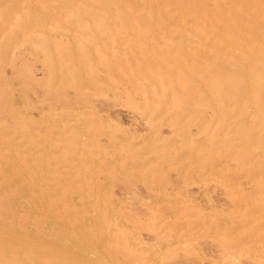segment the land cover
Listing matches in <instances>:
<instances>
[{"label":"rangeland","instance_id":"rangeland-1","mask_svg":"<svg viewBox=\"0 0 264 264\" xmlns=\"http://www.w3.org/2000/svg\"><path fill=\"white\" fill-rule=\"evenodd\" d=\"M242 1L202 0L203 5L192 0L169 1L156 9L140 4L127 10L152 12L156 19H162L169 9L184 11L182 24L213 26L219 14L211 9L220 6L225 9L222 14L229 17L223 26H237L240 12L264 11L262 0L254 5ZM212 2L216 4L210 5ZM202 16L208 19L202 21ZM135 28L136 40H129L127 53L131 63L125 68L129 76L151 70L142 62L146 51L170 48L195 56V39L190 35L167 46L169 41L154 42L143 37L142 26ZM228 29L224 28V33ZM151 31L152 35L158 33ZM241 38L264 44V27ZM5 43L0 38V64L7 60L5 51L10 46ZM14 60L19 62L21 56L15 55ZM203 64L211 66L207 60ZM27 65L30 72L34 64ZM77 69L71 65L70 72L61 74L70 79L74 71L64 85L58 81L59 75L53 83V76L33 81L26 75L17 80L7 75V82L0 80V264H264L262 160L255 151L236 153L231 148L233 142L252 140L249 129L245 132L238 123L227 145L220 147L210 136L228 120L202 121L206 128L195 135L178 125L186 121L173 110L149 101L142 104L146 126L130 125L89 103H75L79 93L81 98L93 94L89 91L108 93L118 88L129 93L127 80L113 69L104 75L91 69L97 75L80 72L81 77L75 78ZM216 69L223 72L227 63ZM154 73L161 76V71ZM86 76L96 83L87 82ZM69 84L79 90L76 96L62 93ZM60 86L64 90L57 91L63 89ZM190 92L201 97L195 85ZM157 95L167 100L164 91ZM53 99L55 109L37 110L42 101ZM166 125L172 133L164 131ZM11 147L23 156L24 164L18 157L3 158ZM28 157L32 163L27 162ZM245 160L251 165H243ZM215 182L219 184L218 197L212 193L197 197L189 188ZM33 187L41 194L33 193ZM34 203L35 211L31 209ZM30 225L33 228L28 231Z\"/></svg>","mask_w":264,"mask_h":264},{"label":"bare ground","instance_id":"bare-ground-1","mask_svg":"<svg viewBox=\"0 0 264 264\" xmlns=\"http://www.w3.org/2000/svg\"><path fill=\"white\" fill-rule=\"evenodd\" d=\"M169 1L181 3L185 0H0V26H2L0 38L10 46L5 51L7 60L0 64V80L6 79L7 82V75L14 76L16 80L23 75L31 80L40 76L50 79L53 76L51 78L53 83L54 77L59 75L58 81H62L64 85L71 80L74 71L70 79L61 74L70 72L71 65L78 67L75 78H78L76 77L78 75L81 77L80 72L91 71L92 74L97 75V72L93 73L94 69L101 70L102 73L113 69L118 77L127 80V86L131 88V92L127 93L125 89L113 88L108 93L89 91L93 94H89L87 98H81L77 87L70 86V82L69 87L65 85L67 88L62 93L76 96L77 92L79 98L75 97V103H89V106H96L103 113L112 114L138 127H144L148 123L145 118L146 109L142 106L145 101L158 105L162 109L173 110L177 116L186 121L185 123L179 121L178 125L182 128L187 127L190 133L195 135L200 134L206 128L202 121L212 120L224 123L228 120L223 129L210 136L211 140L220 147L227 145L228 137L235 131V125L239 123L245 132L248 131L247 128L249 129L248 133L252 140L233 142L231 148L236 153L255 151L258 158L262 160L259 171H263L264 44H259L254 40L243 41L241 36L250 32L256 33L260 27H264V11L256 14L251 10L240 12L239 25L223 26L222 23L227 22L229 17L222 14L225 9L217 6L211 9L213 14H219L215 21L217 25L190 26L181 23L184 11L169 9L165 11L162 19H156L152 12L134 13L127 10L129 6L140 4H148L149 7L156 9L158 5L162 6ZM245 1H242L245 5L258 4V0ZM262 1L264 3V0ZM192 2L197 5L204 3L202 0H192ZM214 4L216 2L210 5ZM207 19L202 16V21ZM136 26L143 27L144 38L154 40V42L167 40L169 41L167 46H171V41L188 39L187 35H190L195 39L193 43V46L196 45L193 50L195 56L181 55L170 48L165 52L162 50L146 51L141 55L142 59H145L142 62L144 65H149L151 70L129 76L125 68L131 63V55L127 53L131 47L129 40H136L137 33L134 30ZM226 27L229 28L227 34L223 31ZM115 28L117 30L114 31ZM151 29L157 30L158 33L152 35ZM10 50L12 52L9 55ZM15 55L21 56L19 62L14 60ZM203 60H207L211 66L204 65ZM113 62H116L114 64H117V67H113ZM31 63L34 64V68L29 72L27 64ZM223 63H227V69L219 72L216 67ZM23 65L26 66L23 68ZM20 69L23 73L19 71ZM154 71H161V78ZM85 78L87 82L94 81L90 76ZM65 79L68 80L67 83ZM59 83H56L57 88H59ZM193 85L200 89L201 97H196L191 93L193 91L190 92ZM86 89L83 91H87ZM59 90H64V88L57 91ZM177 90L179 92H176ZM160 91H164L167 100L157 95ZM238 91L241 92V96L237 95ZM42 103L37 110L42 107L48 109L56 107L54 99L42 101ZM15 120L19 125L18 119ZM188 122L192 123L189 125ZM164 131L172 133L169 125H166ZM6 151L3 154L6 161L11 159L8 157L12 156L13 159L18 157L20 164H24L23 156L17 149L11 147ZM31 157H28L31 160L26 158L27 162H33ZM27 162L25 161V164ZM242 164L251 165L248 160L243 161ZM68 187L71 188V184ZM218 187L219 184L216 182L196 183L189 186L197 197L210 193L218 197L220 191ZM63 188L67 187H61ZM32 190L33 193L39 194L40 189L38 190L37 187H33ZM31 209L35 211L37 205L34 203ZM32 228L30 225L27 230L30 231ZM252 264L255 263L252 262Z\"/></svg>","mask_w":264,"mask_h":264}]
</instances>
